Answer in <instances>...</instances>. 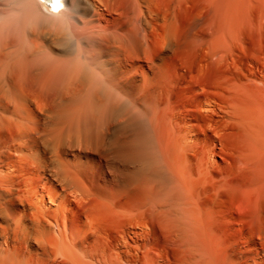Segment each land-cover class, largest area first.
<instances>
[{
    "label": "bare ground",
    "instance_id": "1",
    "mask_svg": "<svg viewBox=\"0 0 264 264\" xmlns=\"http://www.w3.org/2000/svg\"><path fill=\"white\" fill-rule=\"evenodd\" d=\"M0 5V264H264V0Z\"/></svg>",
    "mask_w": 264,
    "mask_h": 264
},
{
    "label": "snow or ice",
    "instance_id": "2",
    "mask_svg": "<svg viewBox=\"0 0 264 264\" xmlns=\"http://www.w3.org/2000/svg\"><path fill=\"white\" fill-rule=\"evenodd\" d=\"M41 5H47L53 13H58L64 7V0H38Z\"/></svg>",
    "mask_w": 264,
    "mask_h": 264
},
{
    "label": "clouds",
    "instance_id": "3",
    "mask_svg": "<svg viewBox=\"0 0 264 264\" xmlns=\"http://www.w3.org/2000/svg\"><path fill=\"white\" fill-rule=\"evenodd\" d=\"M11 4L10 0H0V5Z\"/></svg>",
    "mask_w": 264,
    "mask_h": 264
}]
</instances>
